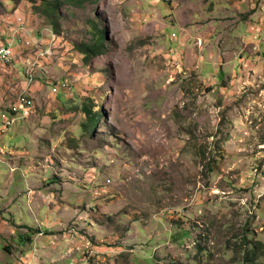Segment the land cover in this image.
I'll use <instances>...</instances> for the list:
<instances>
[{"label":"rangeland","instance_id":"rangeland-1","mask_svg":"<svg viewBox=\"0 0 264 264\" xmlns=\"http://www.w3.org/2000/svg\"><path fill=\"white\" fill-rule=\"evenodd\" d=\"M15 11L23 38L2 20ZM0 15L17 53L0 264H264V0H0ZM24 90L33 113L4 129Z\"/></svg>","mask_w":264,"mask_h":264},{"label":"built area","instance_id":"built-area-1","mask_svg":"<svg viewBox=\"0 0 264 264\" xmlns=\"http://www.w3.org/2000/svg\"><path fill=\"white\" fill-rule=\"evenodd\" d=\"M27 2H31L32 0H26ZM19 26L16 28L20 33L18 34L22 35L23 33V22L22 20H18ZM14 48L13 44L10 43L8 46H3L0 48V65L3 66V68L7 71H12L13 67H15L14 64ZM57 91V88L54 86L52 92L55 93ZM34 109V101L33 96L27 95L25 91L18 94L16 100L10 104L7 111L2 115V121H3V128L9 129L16 125V122L19 120H23L28 118L32 113Z\"/></svg>","mask_w":264,"mask_h":264},{"label":"crops","instance_id":"crops-1","mask_svg":"<svg viewBox=\"0 0 264 264\" xmlns=\"http://www.w3.org/2000/svg\"><path fill=\"white\" fill-rule=\"evenodd\" d=\"M14 3V2H13ZM14 13H16V15H12V16H7V15H4V17H2V20H3V23L4 24H6V25H10V26H12L11 27V29H13V30H16V28L19 26V24H18V20H22V22H23V17L22 16H20V14L18 15L17 13H18V11H15ZM0 16H2V15H0ZM1 20V21H2ZM25 20V19H24ZM24 23L25 22H23V25H24ZM5 29H7L6 27H5ZM23 31L25 32L26 30H25V27L23 26ZM21 31H19V33H20ZM27 32V31H26ZM26 34V33H25ZM24 34V35H25ZM24 35H19V36H21L22 38L24 37ZM14 37L16 38V36L14 35V33L12 34V36H10V40H12V39H14ZM15 41H16V39H14ZM12 42V44H13V41H10V43ZM14 45V44H13ZM15 47L16 46H13V48H14V54H15V56H16V50H15ZM6 70L3 68V66L2 65H0V77H1V81H0V91H1V89H2V86H3V84H4V80L6 79V75H9V77L12 79H15V77H16V75L14 74V73H12V71H6ZM6 88H8V87H6ZM24 89H26V88H24ZM28 90V89H27ZM12 93H13V91H15V89H11L10 90ZM25 91V90H24ZM29 94V93H28ZM29 95H32V94H29ZM8 97H10V96H8Z\"/></svg>","mask_w":264,"mask_h":264},{"label":"trees","instance_id":"trees-1","mask_svg":"<svg viewBox=\"0 0 264 264\" xmlns=\"http://www.w3.org/2000/svg\"><path fill=\"white\" fill-rule=\"evenodd\" d=\"M94 49H95V50H94ZM94 49H93V50H90L91 53H92L94 56H99V55L102 54V52H100V51L98 50V48H94ZM85 55H87V53H85ZM86 57H87V56H86ZM253 254L256 255V257H257V248H254V249H253ZM246 260H248L246 264H253V262L255 261V260H253V258L250 259L249 256H246Z\"/></svg>","mask_w":264,"mask_h":264}]
</instances>
